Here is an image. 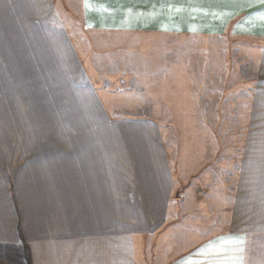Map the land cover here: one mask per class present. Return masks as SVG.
I'll use <instances>...</instances> for the list:
<instances>
[{"label": "crops", "instance_id": "crops-1", "mask_svg": "<svg viewBox=\"0 0 264 264\" xmlns=\"http://www.w3.org/2000/svg\"><path fill=\"white\" fill-rule=\"evenodd\" d=\"M117 7L121 32L228 34L245 45L253 57L244 65L250 78L245 100L234 97L233 109L237 118L238 101L247 115L260 103L263 110L264 0H118ZM56 8L55 0H0L3 78L41 77L40 62L48 58L55 70L60 47L71 44L54 20ZM233 65L230 82L238 95L242 75ZM228 153L243 164L230 166L228 179L214 165L212 183H199L197 223L181 233L180 263L171 264H264V137H230ZM167 158L162 137H0V264H111V244L124 245L127 236L134 245L154 239L173 215ZM170 245L166 258L177 252Z\"/></svg>", "mask_w": 264, "mask_h": 264}, {"label": "rangeland", "instance_id": "rangeland-1", "mask_svg": "<svg viewBox=\"0 0 264 264\" xmlns=\"http://www.w3.org/2000/svg\"><path fill=\"white\" fill-rule=\"evenodd\" d=\"M85 2L93 10L87 16ZM117 2L55 0L54 20L62 23L63 39L71 44L60 47L54 71L45 56L48 61L40 62L37 72L41 77L3 78L0 73V137H162L175 182L169 208L173 219L154 239L134 245L127 236L124 245L111 244V264L180 263L181 233L196 225L203 203L199 183H212L214 165H221L228 179L229 167L243 164L241 157L229 156L230 137H264L262 103L247 115L238 101L237 118L232 102L236 96L245 100L244 82L250 77L244 65L246 56L253 57L228 34L206 38L118 31ZM231 64L242 75L238 95L231 87ZM126 118L145 123L121 122ZM153 120L158 125L150 124ZM170 230L173 237H168ZM170 243L178 254L166 258Z\"/></svg>", "mask_w": 264, "mask_h": 264}]
</instances>
